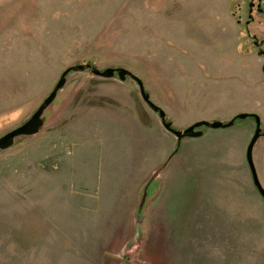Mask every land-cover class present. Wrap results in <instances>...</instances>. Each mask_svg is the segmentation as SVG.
Instances as JSON below:
<instances>
[{"label": "rangeland", "instance_id": "obj_1", "mask_svg": "<svg viewBox=\"0 0 264 264\" xmlns=\"http://www.w3.org/2000/svg\"><path fill=\"white\" fill-rule=\"evenodd\" d=\"M234 7L0 0V137L78 65L129 70L178 131L241 114L264 127V58ZM44 123L0 151V264H264L253 118L179 142L134 80L87 70L67 77ZM253 157L264 188V136Z\"/></svg>", "mask_w": 264, "mask_h": 264}, {"label": "water", "instance_id": "obj_2", "mask_svg": "<svg viewBox=\"0 0 264 264\" xmlns=\"http://www.w3.org/2000/svg\"><path fill=\"white\" fill-rule=\"evenodd\" d=\"M87 70L93 75H95L96 77H100L103 79H114L117 76L119 80L122 82L127 81V79L134 80L139 86L140 93H141V96L144 102L150 107V109L154 113L159 115L164 128L168 132H170L172 135H174L178 139L179 142H181L183 139H186V138L194 139V138L203 137L204 129H212V130L229 129V128H232L238 120H246L247 118H253L255 120L256 129H255L254 136L247 150V161H248L251 173H252L254 185L259 191L262 198L264 199V188L259 180L256 166L254 163V157H253L255 146L257 145L258 141L264 136L262 120L258 115L241 114L227 123L219 122V121L214 122V123L198 122L183 132L178 131L173 127V123L168 121L166 112L152 101L150 94L146 91L144 82L139 77L135 76L132 72H130L129 70L123 69V68H109L107 70L101 71L93 65H78V66L67 69L62 74L53 92L45 99L43 104L32 115V117L28 121H26L24 124H22L21 126L10 131L6 135L0 137V151H5V150L12 148L16 140L19 139L20 137L24 138V137H32V136L38 135L43 129L44 124H45L44 123L45 111L49 109L51 105L56 101L59 95V92L65 87L67 83V77L73 72H84ZM159 174L160 173H157L154 175L153 181H157L159 179ZM146 197L147 195H145L143 203L139 209L140 215L137 220L138 226L142 223L141 213L143 210V206L145 204ZM140 239L141 238L137 237L134 240V242L131 243V245L132 246L134 244L136 245L137 243H139Z\"/></svg>", "mask_w": 264, "mask_h": 264}, {"label": "flooded vegetation", "instance_id": "obj_3", "mask_svg": "<svg viewBox=\"0 0 264 264\" xmlns=\"http://www.w3.org/2000/svg\"><path fill=\"white\" fill-rule=\"evenodd\" d=\"M232 1L235 2L232 15L236 23L243 26L253 50L260 58H264V0Z\"/></svg>", "mask_w": 264, "mask_h": 264}, {"label": "crops", "instance_id": "obj_4", "mask_svg": "<svg viewBox=\"0 0 264 264\" xmlns=\"http://www.w3.org/2000/svg\"><path fill=\"white\" fill-rule=\"evenodd\" d=\"M264 67V66H263ZM253 138V137H252ZM252 140V139H251ZM251 142V141H250ZM249 145H250V143H249ZM249 145H248V147H249ZM247 150H248V148H247ZM246 155H247V152H246ZM158 245H161L160 243H158Z\"/></svg>", "mask_w": 264, "mask_h": 264}, {"label": "trees", "instance_id": "obj_5", "mask_svg": "<svg viewBox=\"0 0 264 264\" xmlns=\"http://www.w3.org/2000/svg\"><path fill=\"white\" fill-rule=\"evenodd\" d=\"M263 71H264V67H263Z\"/></svg>", "mask_w": 264, "mask_h": 264}]
</instances>
